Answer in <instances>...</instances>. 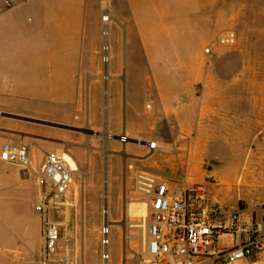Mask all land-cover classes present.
<instances>
[{"label":"crops","instance_id":"1","mask_svg":"<svg viewBox=\"0 0 264 264\" xmlns=\"http://www.w3.org/2000/svg\"><path fill=\"white\" fill-rule=\"evenodd\" d=\"M177 4L183 11V0H0V264H40L38 176L53 152H67L76 161L86 194L98 187L101 176L124 203L141 170L173 188H206L226 233L235 237L234 247L226 249L241 244L249 223L264 236V170L259 169L264 132L254 151L259 158L256 181L249 182L251 155L237 134L240 128L232 133V124L239 122L235 118L233 123L226 111V86L212 84L208 68L200 66L197 47L192 51L198 37L184 35ZM158 20L161 36H152ZM136 45L145 74L136 67ZM1 114L87 128L98 135ZM231 138L236 142L232 167L213 151L217 140ZM8 142L28 146L29 164L1 159ZM253 187L256 198L247 191ZM78 192L75 184L63 196L57 213L63 221L58 222L69 239L58 244L51 264H65L59 258L96 264L86 254L87 218L79 211L86 203ZM113 224L123 232L125 222L115 218ZM94 229L97 239L101 228L97 224ZM77 244L80 255H75ZM231 264H264V249Z\"/></svg>","mask_w":264,"mask_h":264},{"label":"rangeland","instance_id":"2","mask_svg":"<svg viewBox=\"0 0 264 264\" xmlns=\"http://www.w3.org/2000/svg\"><path fill=\"white\" fill-rule=\"evenodd\" d=\"M175 8L179 20L180 16H183L184 35L190 32L192 37L195 35L198 37V45H193L192 51L194 53L197 47L200 60L203 59L200 61V66L208 68L211 74L210 82L214 85L226 86V111H229L233 123L235 118H238L239 122L232 124L231 130L233 133L234 128H240L241 132L237 134L244 143L247 154L251 155L247 158V180L255 182L258 168L255 162L259 158L255 157L254 151L256 144H261L259 135L264 132V0H183V11L180 4L175 5ZM167 22L168 19L165 18L163 23ZM112 26L109 24L107 30L109 40ZM228 30L237 34V42L230 46L220 45L218 39ZM150 32L152 36H161L159 20ZM208 47L212 48L210 55L205 52ZM135 54L136 67L145 74L147 66L141 57L138 45ZM235 143L231 138L228 141L217 140L214 143L216 145L213 146V151L224 157L231 167L234 166L232 149ZM260 167L264 170V162L259 163V169ZM82 175L83 172L80 170L73 174L79 197H83V203H86L83 205V210L82 205L79 206V211H83L87 218L86 254L96 258V264H104L105 250L110 258L109 264H145L148 258L142 254L140 229L133 227L140 224L137 216L140 210L138 204L129 195L124 203H121L122 200L114 196L111 186L105 185L101 176L98 187L86 194ZM247 191L253 193L252 198H256L254 187L248 188ZM105 204H107V215L104 212ZM54 215L57 221H63L61 215L57 213ZM105 218L108 222L106 248L103 243V233L101 232L97 239L94 233L97 224L101 230L104 228ZM115 218L125 222L123 232L116 230L113 224ZM68 239L69 235L65 228L61 227L58 244L67 243ZM218 245L223 250L226 247H234V235L223 232L218 237ZM81 249L80 244L74 245L75 255L77 252L80 255ZM59 260L61 263L69 264L65 258Z\"/></svg>","mask_w":264,"mask_h":264},{"label":"built area","instance_id":"3","mask_svg":"<svg viewBox=\"0 0 264 264\" xmlns=\"http://www.w3.org/2000/svg\"><path fill=\"white\" fill-rule=\"evenodd\" d=\"M0 6V14L3 12ZM104 21L109 17L105 16ZM237 34L228 30L218 39L220 45H234ZM211 54L212 48L205 51ZM106 60V58H105ZM123 142L125 137L121 139ZM155 143H151L153 148ZM64 152H53L43 160L38 176L41 187L40 202L35 207L42 220V249L40 264H51L60 237L61 224L53 213L61 209L63 196L74 185V169ZM1 159L19 165L29 164L28 146L8 142L4 144ZM132 200L146 205L143 218V256L145 264H231L237 260L251 258L264 249V236L258 227L249 223L239 246L220 249L218 237L226 231L221 223L218 207L210 199L208 191L201 185L173 188L170 183L152 173L135 172V188ZM106 248L108 228L101 230ZM104 264H109L107 250L103 254Z\"/></svg>","mask_w":264,"mask_h":264},{"label":"water","instance_id":"4","mask_svg":"<svg viewBox=\"0 0 264 264\" xmlns=\"http://www.w3.org/2000/svg\"><path fill=\"white\" fill-rule=\"evenodd\" d=\"M4 117H8V118H13V119H19V120H23V121H27V122H32V123H38V124H43V125H48V126H52V127H56V128H61V129H66V130H71V131H75V132H80L86 135H94L97 134L91 130H88L87 128H78V127H74V126H67V125H62V124H54V123H49V122H45V121H40V120H35V119H31V118H22V117H17V116H13V115H8V114H1ZM98 135V134H97ZM117 139H122V137H117ZM128 142L130 143H135V144H142L143 142H140L139 140H135V139H129ZM107 204H105V209L104 212L107 215ZM107 220L105 218V226L107 227Z\"/></svg>","mask_w":264,"mask_h":264},{"label":"bare ground","instance_id":"5","mask_svg":"<svg viewBox=\"0 0 264 264\" xmlns=\"http://www.w3.org/2000/svg\"><path fill=\"white\" fill-rule=\"evenodd\" d=\"M65 157L71 163L73 168L79 171V168H78V166L76 164V161L72 157H70L68 154H65ZM138 207H139L140 210L137 212V216H138V218L140 220V224L134 225L133 227L140 229V231H139L140 232L139 239H140L141 245H143V236L144 235H143V230H142V227H143L142 223H143V218L146 216V205L143 204V203H140V204H138Z\"/></svg>","mask_w":264,"mask_h":264},{"label":"flooded vegetation","instance_id":"6","mask_svg":"<svg viewBox=\"0 0 264 264\" xmlns=\"http://www.w3.org/2000/svg\"><path fill=\"white\" fill-rule=\"evenodd\" d=\"M123 209H125V204H123Z\"/></svg>","mask_w":264,"mask_h":264}]
</instances>
